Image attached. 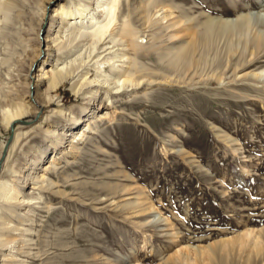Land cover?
I'll list each match as a JSON object with an SVG mask.
<instances>
[{"label": "rangeland", "instance_id": "obj_1", "mask_svg": "<svg viewBox=\"0 0 264 264\" xmlns=\"http://www.w3.org/2000/svg\"><path fill=\"white\" fill-rule=\"evenodd\" d=\"M13 1L9 20L0 11L1 101L18 83L27 47L43 27L36 12L40 0ZM59 2L45 0L49 14ZM155 4L166 5L171 16L150 27L142 11ZM118 12L117 26L133 21L143 50L136 56L118 46L113 52L123 49L140 59L141 84L107 100L113 116L88 132L78 153L68 148L72 133L57 151L49 135L75 129V114L100 104L77 95L73 83L62 86L53 107L24 131L10 164L18 173L9 167L4 174L17 188L16 198L0 211L24 236L17 235L11 249L0 247V264H264V75H253L264 67V51L260 62L234 71L244 41L221 37L201 53L196 69L177 70L169 63L209 18L235 20L250 13V39L264 33V0H122ZM232 44L238 53L229 52ZM111 45L107 40L101 48ZM129 62L116 65L128 70ZM103 70L113 74L109 63ZM97 75L92 68L91 80ZM61 108L63 117L53 114ZM91 114L84 112L82 120ZM9 134L0 116V146ZM47 146L42 162L34 152ZM57 153L58 166L33 191L27 174L36 164L42 174ZM23 195L43 197L34 201L41 204L32 206L30 216L18 205Z\"/></svg>", "mask_w": 264, "mask_h": 264}, {"label": "bare ground", "instance_id": "obj_2", "mask_svg": "<svg viewBox=\"0 0 264 264\" xmlns=\"http://www.w3.org/2000/svg\"><path fill=\"white\" fill-rule=\"evenodd\" d=\"M40 1L38 5L40 9L39 11L36 10V12L41 17L40 21H43V27L47 19L51 20L48 33L42 39V27L37 32L36 41L33 44L30 41L31 45L27 47V53L30 54H28L27 59L21 62L22 64L19 65L17 70L18 79H16L18 83L13 88L10 87L12 90L11 92L8 90L9 94L5 96L4 100H0V116L2 122L10 131L8 142L0 146V211H2V207L10 208L9 204L11 202L9 200L16 198L14 196L17 188L10 181L4 180V174L10 167L13 152L28 133L24 131L30 128V124L35 123L34 121H27V117L45 114L55 104L54 101L57 98L58 91L67 83H73V91L77 95L85 96L90 102L99 99L100 104L93 107L94 110L89 111L90 108H85L75 114L73 118L74 124L77 125L75 129L64 130L62 133L54 130L49 133L55 151L58 149V144L63 143L66 137L72 133L71 136L73 138L69 140L68 148L71 147L78 153L81 149L79 146L88 136V132H91L100 121L110 119L113 116L112 111H110L111 107L106 102L122 93L125 88L137 87L141 84L137 80V75L141 72L137 68L141 64L136 57L138 53L142 55L140 50H143L139 42L141 40L139 31L130 19L124 20L117 26L118 10L122 0H65V2L59 0L60 2L56 4V7L51 12L52 15L47 11L48 5H45V0ZM14 5L15 2L13 0L5 3L0 2V11L5 14V19H10V11ZM166 7V5L162 4H155L153 7L144 6L142 11L144 24L151 27L156 25V22L162 23L165 21L167 17L171 16L165 13ZM155 8H158V11L154 14ZM99 14L102 17H97ZM156 14H159L157 20L154 19ZM253 21V16L250 13L240 14L235 20L209 18L199 26L202 29L197 28L195 30L192 40L182 45L176 54L174 53L169 59V63L177 70L183 68H187L189 71L196 69L202 61L201 56L203 54L201 53L214 46L218 39L224 37L228 40L231 37H239L240 41L243 40L245 45L238 59L233 64L234 71L244 66H254L260 59L259 55L264 51V33L258 31L257 35L250 39ZM53 28L57 30L54 29L53 31ZM107 40L112 42L113 46L101 48L104 43H107ZM118 46L130 48L136 56H128L129 54L123 49H117L113 52V49ZM230 48L228 49L232 54H236L239 51V49L236 51L233 44L230 45ZM119 51H123V53L121 54ZM249 57H254L255 62L253 60L246 62ZM125 58L130 59V66L128 70H121L116 64L118 62L124 63ZM37 62H41V65L37 73L33 74L32 69ZM106 63L111 64L113 74L103 70ZM92 68L97 70L98 73L94 80H91L92 76H90ZM253 75L257 78L262 77L264 75V67L257 68V73ZM129 84L130 86H128ZM101 91L104 92L102 93ZM59 106L62 105L60 104ZM86 111L92 114L87 120L83 121V114ZM64 112L65 110L61 108L57 112L54 111L53 114L63 117ZM11 138L13 139L10 141ZM47 150L48 146L47 148L39 147V150L37 149L34 153L40 152V160L43 162L46 159ZM5 151L6 157L1 164ZM57 155L58 153L43 164L42 174L36 173L39 170V164H36L37 166L35 165L33 170L31 169L32 171L27 174L26 179L31 180L33 191L47 183V173L59 164ZM9 170H11L12 175L18 173L15 167H10ZM29 196L23 195L17 198L18 205L26 206L25 215L32 213L31 208L33 205L41 204L40 202L35 203V200H43L41 196ZM3 203L7 205L2 206ZM12 224L13 222L8 221L6 216L4 217L2 213L0 214V247H9L11 249L18 241L17 235L24 236L22 235L23 231L17 226L12 227Z\"/></svg>", "mask_w": 264, "mask_h": 264}, {"label": "water", "instance_id": "obj_3", "mask_svg": "<svg viewBox=\"0 0 264 264\" xmlns=\"http://www.w3.org/2000/svg\"><path fill=\"white\" fill-rule=\"evenodd\" d=\"M38 120H39V116H37V118H36L35 120H33V121L36 122V121H38ZM12 139H13V138H11L10 141H11ZM6 151H7V149H6ZM6 151H5V153H4V156H3V159H2V161H1V164L3 163L4 158L6 157Z\"/></svg>", "mask_w": 264, "mask_h": 264}]
</instances>
